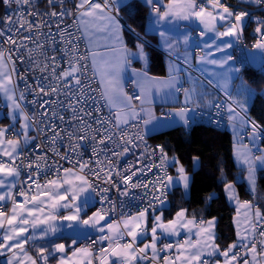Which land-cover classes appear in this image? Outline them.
Wrapping results in <instances>:
<instances>
[{
	"label": "snow or ice",
	"instance_id": "snow-or-ice-1",
	"mask_svg": "<svg viewBox=\"0 0 264 264\" xmlns=\"http://www.w3.org/2000/svg\"><path fill=\"white\" fill-rule=\"evenodd\" d=\"M145 3L152 6L156 24L169 18L181 20L195 18L207 31L215 33L213 44L221 37L232 38L225 41L223 47L217 45L216 50L220 52L234 47V44L241 40L244 26L252 18L250 10L233 11V8L227 6L222 0H205V2L170 0L163 6L164 11H161L159 0H145ZM241 3L255 5L264 10V0H241ZM0 4L5 6L6 12L0 18V24L3 25L0 27V94L7 101L6 107L9 109L4 118L12 121L8 126L0 127V241H2L0 255L5 252L11 253L7 264H14V262L15 264H38L37 258L29 255L26 249V245L30 243L35 245L38 241H46L49 245L47 248H37V257L41 264H48L50 257L57 256V264H142L144 261L160 264V253L168 252L174 247L176 254L164 255L163 264H210V260L205 259V255L208 257L219 255L223 257V264H241V261L242 264H264V213L251 201L240 202L233 184H226L225 190L229 200H235L238 205L237 217L241 215V209L244 210L245 227L242 229L241 222L237 219V240L224 250L215 243L214 218L207 221L206 227L205 222L200 221V228L195 232L196 239L191 238L192 229L189 225H195L196 221L195 218L186 220L184 209L177 212L175 219L168 221L167 224L162 222V216L154 215V223L150 229L151 240L143 243V247H139L137 242H142L149 235L148 213L149 209L154 207L151 202L136 215H128L127 218L117 222L108 223L105 219L109 211H115L114 204L110 209L102 207L87 219H81V214L91 206L93 194L100 195L101 201L108 200L106 193L109 189L102 188L98 192L97 184L84 175L86 171L94 176L96 181L115 187L123 196H127L129 190L134 188H143L144 195L147 196L151 188L153 190L151 200L160 204L164 203L167 190L174 183L182 182L185 190L189 187L190 177L182 166L177 169L178 180L165 172L164 176L157 177L156 180L148 183L133 182V177H136L138 172H150L152 167L163 170L169 163L162 146H157L160 151L159 165L136 168L135 165L129 164L125 169L120 170L112 162L113 158L118 160L137 146L133 137L129 136L122 127L128 125L129 119L137 114L131 104L133 97L124 92L120 79V72L127 62V49L122 45L120 24L113 15L114 11L119 12V7L122 5L128 7L131 14L134 6L124 5L123 0H76L75 11H71L65 8L64 0H47V4L53 10L43 14L48 17L45 20L38 11L30 10L35 7V0H0ZM13 4L16 5L15 9H12ZM25 6L28 8L26 9ZM56 7H59L60 11H56ZM235 7L238 8L239 4ZM66 15L76 17L79 24L77 31H80L87 39L86 54H80V37L68 31L70 26L63 28L60 26L63 22L62 18ZM52 18L60 19V23L55 24V32L52 31L53 24L50 23ZM218 22H224L220 25L223 31L217 29ZM256 23L257 27L254 31L259 38L253 48L264 53V18L258 17ZM45 28L48 29L47 32L44 31ZM160 35L165 34L162 32ZM200 35L204 36L206 32L202 31ZM41 37L44 39L42 40ZM187 41L188 36H185L184 42L187 43ZM165 42L169 49L174 47L173 43L167 40ZM117 44L120 45L119 48L116 47ZM4 45L10 47H4ZM101 47L104 51L98 50ZM138 48L140 56H143L142 46L138 45ZM49 51L53 55L49 56ZM57 52L60 53L59 56L55 54ZM89 58L93 75L99 74L100 77L103 89L101 98L106 101L110 109L116 110L114 116L110 114L109 117H105L100 114L101 106L95 97L90 95L95 90L91 89L90 81L84 82L88 72ZM205 59L206 57H200L201 61ZM232 60L233 56L227 55L219 60L213 59L207 62L224 67ZM185 61L187 62V57ZM17 62L21 65L27 62L28 66L24 72H18ZM174 71L178 70L170 68L167 80L150 77L147 72L137 73L140 77L137 84L141 95L135 99L145 102L143 98L149 97L153 88L157 91L162 88L180 91L181 89L176 87L179 78L172 75ZM239 71V68L228 69V73ZM225 77L232 78L227 74ZM20 82H23V89L20 88ZM241 83L242 89L238 92L252 91L243 86V82ZM192 84L191 88L183 89L186 105L192 103L194 96H198L199 101H202L205 95L197 92L196 82L193 81ZM28 94H31L33 99L27 103L36 105V110L31 113L25 110L22 103ZM225 95L232 101L227 111L234 132L237 130V119H239L240 128L250 126L251 132L247 134L252 138L255 147V142L260 139L261 132L264 130L255 122L240 116V113L232 106L238 104V101L232 100L227 91ZM51 97L55 99H50ZM207 103L211 106L212 102ZM238 106L241 111H246L244 105L238 104ZM188 111L190 109L185 107L176 112L185 125L189 123L186 115ZM63 112L70 114L67 121ZM57 120L62 124L67 123L68 128H61ZM17 122L20 124L19 130L15 129ZM150 122L151 120H145L144 124L147 125ZM30 131H34L36 135H30ZM9 132L13 134L11 138L7 135ZM65 138L68 140L67 145L63 143ZM239 139L237 136V140ZM38 140L42 142L36 143ZM135 140L143 141V135L137 134ZM89 144L92 145V159L83 160L80 149L87 151ZM58 145L67 148L63 155L59 152ZM257 150L261 152V155H253L248 145L237 144L236 147L238 160L247 165V180L253 192L257 165L264 166V149ZM25 152L28 154L25 155ZM49 152L59 157V160L73 163V167L63 168V175H60L58 161L54 160L52 164L47 163ZM70 154L81 158L72 161ZM139 162L138 158L137 163ZM175 162V160L172 161V163ZM92 164L95 167H90ZM54 169L57 171L56 178L46 180L43 184L39 183L41 175H46ZM21 176L24 177L23 180ZM121 183L124 186L122 191ZM9 203L11 208L6 211V205ZM62 208L70 209L71 214L58 217L56 213ZM61 221L68 222L67 227L70 229L74 224L90 226L98 229L100 235L98 239L92 240L85 246L75 247L71 255H68L67 246L64 243H52L54 238H60L58 234L63 227ZM101 221H105V224L101 225ZM181 228L189 233L185 241L175 245L165 243L158 247L161 239H166L167 236H178ZM125 236L131 239L123 242ZM105 241L106 245H104ZM76 244L77 240L73 239L72 245ZM97 244L101 247L96 248ZM215 264H221V261L217 259Z\"/></svg>",
	"mask_w": 264,
	"mask_h": 264
},
{
	"label": "crops",
	"instance_id": "crops-1",
	"mask_svg": "<svg viewBox=\"0 0 264 264\" xmlns=\"http://www.w3.org/2000/svg\"><path fill=\"white\" fill-rule=\"evenodd\" d=\"M131 0H123L124 5L127 4ZM145 3V0H141ZM238 4L246 9L253 10V8H256L255 5H249L246 3H241V0H237ZM170 2V0H159V6L161 7V11H164L165 5H167ZM145 5L148 7V14L149 15L146 19L145 23V32L148 33L153 37L152 43L155 47L144 41L142 38L135 35L139 38V42H137L134 46H129L126 43L125 39V31L129 30L128 27L123 25V23L116 17L120 24V37L122 40V45L124 48L127 49V62L124 64L121 72H120V79L121 83L123 85L124 92L128 95L126 88V82L129 78H132L135 84L136 89L139 92V95H141L140 87L137 84V81L140 79V77L137 76V73L140 72H147L146 66L148 63V54L147 50L144 47V43L148 44L149 46L153 47L154 49L158 50L163 54L164 62H165V74L163 75H152L148 74L150 77H155L160 80H167L170 75V68L177 69L178 71L172 72V75H175L179 78V83H177L176 87L180 88V91H174L173 89L169 88H162V90L157 91L155 88L152 89L151 95L149 97L143 98L145 102H139L134 106L133 102H131L132 107L135 109L136 116L134 118H130L129 121L139 118L142 126V130L150 137L151 135L172 128L176 126H184L187 127L193 123L194 120V114L197 107H201L204 109H209L213 104L222 100V95H224L227 99L228 96L225 95V91H227L231 97L232 100L238 101L239 105H244L246 108V111H241L238 104H233L232 106L236 108V110L240 113V116L245 117L247 120L248 110L250 108L251 102L256 94L255 88L250 85L242 76L240 71L238 73H228V69L231 68H238L234 58L232 61H229L227 65H224V67H220L218 64H210L207 61L208 60H219L222 57H225L227 55L233 56V47L232 48H226L223 52L217 51V45L223 47V43L225 41H229L232 38L229 37H221L220 39H217L215 44H213V40L215 39V33L209 32L204 28V25L201 24L198 20L195 18H192L190 20H181V19H172L169 18L164 21H160L159 24L154 23L155 20V13L152 12V6L145 3ZM123 6V5H122ZM120 6V7H122ZM119 7V8H120ZM120 14V13H119ZM114 15V14H113ZM115 16V15H114ZM125 21V20H124ZM224 22H218L217 23V29L219 31H223V27L220 25ZM246 25V24H245ZM245 27V26H244ZM131 28V27H130ZM131 31V29H130ZM202 31L206 32V35L201 36L200 33ZM132 32V31H131ZM164 33V36H161L160 33ZM83 36V35H82ZM188 36L187 43L184 42V37ZM84 43L87 47V39L85 36H83ZM171 42L174 44V47L169 49L168 44L165 41ZM138 45L142 46L143 48V56H140V50L138 48ZM206 45H211V47H206ZM117 48L120 47L119 44L116 45ZM88 49V48H87ZM99 51H104V49L101 47L98 49ZM185 57H187V62L185 61ZM200 57H206L205 60L201 61ZM248 63L253 68H258L260 71L264 72V67L261 66V63H263V53L259 50H254L253 46L250 50L247 52ZM91 61V59H90ZM136 62L137 64H135ZM92 65V64H91ZM225 74L232 77L231 79H226ZM98 83L102 89V86L100 84V77L99 74L96 75ZM196 82V90L198 93H204V98L202 101H199L198 96H194L192 103L185 104V93L183 89H189L193 86L192 82ZM243 86H246L248 89H251L252 91L244 92L239 91L242 89V83ZM103 91V89H102ZM171 93V94H170ZM150 101V102H149ZM199 101V102H198ZM208 101H211V106L207 103ZM224 103V111L226 116V124L224 129L229 134V144L227 147V154L229 155V158L231 160V164L233 167L239 169L242 174H239L234 182H229L226 184H233L235 188V192L238 196V199L240 202L243 201H251L255 207H259L262 213H264V194L257 195L258 191L262 188H264V166L257 165L256 173H255V191H252V186L249 184L247 180L248 172H247V165L242 164L236 154V147L237 144L241 145H248L249 148L252 149V154L255 156L261 155V152L257 149H264V145L262 144V134L260 136V139L255 142V147L253 146L252 138L247 134L251 132L250 126H245L243 128L239 127V119H237V130L234 132L232 123L229 122L228 116L229 113L227 111L228 105L232 103V101L225 100ZM7 101L3 97L2 94H0V127H6L12 123L10 119L4 118L6 114L8 113L9 109L6 107ZM187 107L190 109V111L187 112V118L189 120V123L185 125L181 118L176 115L177 110L181 108ZM115 112L116 110L113 109ZM127 111V109H125ZM163 112V113H162ZM152 117H155L156 119H151ZM145 120H151V122L147 125L144 124ZM20 124L19 122L16 123L15 129L19 130ZM8 137H12V135L7 134ZM30 135H32V131H30ZM237 136H239V140H237ZM198 165L197 160L194 161V166L196 167ZM179 167H176V170ZM174 170V169H173ZM191 180V175L187 172H185ZM60 175H63V171L60 173ZM170 176L178 180L179 173L174 172L170 173ZM189 180V183H190ZM225 184V185H226ZM225 185L223 187V194L228 202V204L233 208V227L235 232V239L233 242L237 240V227H236V221L237 219L241 222V228L243 229L245 227V224L243 222V213L244 210L241 209V215L237 217V203L235 200H229L228 193L225 190ZM174 187H180L183 191L184 195L188 194V189L185 190L183 187L182 182L180 183H174L173 186H171L168 190H171ZM241 190H247L251 193H256L255 200H247L243 199L241 197ZM69 199V203H70ZM168 206V201H164L163 204H160L159 208L153 212L148 213V222L147 227L149 230V235L147 238L143 239V241H138L137 245L139 247H143V243H148L151 240L150 235V229L153 226L154 223V215H160L162 216V222L167 224L168 221L175 219L176 213L181 211V209H178L175 211L171 216L165 217L164 212L165 209ZM11 206L9 207V209ZM185 210V209H184ZM94 208V201L92 200L91 206L86 210V212L81 214V219H87L88 216H91L93 212H95ZM71 214L70 209H60L56 215L58 217L65 216ZM137 213L133 214L136 215ZM127 218V216L122 217L120 220ZM194 217L189 216L187 213H185V219L186 220H192ZM108 223L117 222L120 220H112L110 218H105ZM213 220V218L209 219H197L195 218L196 224L195 225H189V228L192 229L191 238L193 240L196 239L195 232L199 230L200 228V221H204V226H207V221ZM66 221H61V224L63 225L61 229V233L58 234L60 238H54L52 240V243H64L67 248L66 251L68 255H71L72 251L75 247H82V241L83 239L90 233L93 234L94 239H98L100 233L98 229H93L90 226H86L83 224H74L73 228L67 227ZM101 225L105 224V221L100 222ZM216 225V220H215ZM215 225H214V233H215ZM106 234V233H105ZM160 231H158V235H160ZM189 236V233L186 229L181 228L180 234L178 236H167L166 239H161L158 242V247L162 246L164 243L170 241L172 244L176 243H182L185 241ZM130 238V237H129ZM183 238V240H180ZM216 238V233H215ZM77 240L76 245H72V240ZM131 239V238H130ZM2 242V241H0ZM233 242L229 243L232 244ZM215 243L217 244V241L215 239ZM228 244V245H229ZM218 245V244H217ZM228 245L224 248H220L221 250H224L228 247ZM38 247H49L48 243L46 241H38L35 245L28 244L26 245V249L28 251V254L31 255L34 258H37L38 264H41L39 261V258L37 257V248ZM96 248L100 247V244H97L95 246ZM171 255L176 254L175 247L171 250H168ZM11 253L5 252L3 255H0V264H7L8 256H10ZM149 255H151L149 253ZM160 264H163V252L160 253ZM205 258L210 260V264H215V261L218 259L221 261V264H223V257H220L219 255L215 257H208L205 255ZM58 256L55 258L50 257L48 264H57ZM15 264V262H14ZM142 264H150L149 261H144ZM242 264V261H241Z\"/></svg>",
	"mask_w": 264,
	"mask_h": 264
},
{
	"label": "trees",
	"instance_id": "trees-1",
	"mask_svg": "<svg viewBox=\"0 0 264 264\" xmlns=\"http://www.w3.org/2000/svg\"><path fill=\"white\" fill-rule=\"evenodd\" d=\"M128 4L134 6L131 14L128 7L122 6L119 8L120 15L134 31L152 42L153 37L145 32L148 7L141 0H131L125 5ZM250 11L264 14V10L258 7ZM252 25L253 20L246 23L243 31L245 37H248ZM125 39L129 46L139 42V38L130 30L125 31ZM144 47L148 54L146 71L152 75L165 74L163 54L146 43ZM240 73L256 90L248 116L264 130V72L247 66L243 67ZM262 137L264 145V135ZM149 138L159 143L168 157L174 156L185 172L191 175L187 195L183 194L180 187L168 190L165 217L171 216L182 208L189 216L197 219L214 218L216 241L219 247L222 249L233 242L235 239L233 208L223 194V187L226 183L234 182L242 172L232 166L227 154L228 132L224 128L192 123L187 127L176 126L157 132ZM195 160L198 162L196 167ZM171 172H174L172 166H170ZM262 194H264V188L260 189L257 195ZM257 195L241 190L243 199L255 200Z\"/></svg>",
	"mask_w": 264,
	"mask_h": 264
},
{
	"label": "built area",
	"instance_id": "built-area-1",
	"mask_svg": "<svg viewBox=\"0 0 264 264\" xmlns=\"http://www.w3.org/2000/svg\"><path fill=\"white\" fill-rule=\"evenodd\" d=\"M76 0H64V6L68 10L75 11L74 9V3ZM200 2H205V0H200ZM223 3H225L227 6L232 7L233 11H248L247 9L241 7H235L238 5L237 0H222ZM16 5H12V9H15ZM27 9L28 6H25ZM31 11H38L41 14V17L45 20L48 19V17L43 16L45 12L52 11L53 9L47 4V0H35V7L30 9ZM56 11H60L59 7L55 8ZM6 14L5 12V6L0 4V18H2ZM9 14H11V10H9ZM113 14L125 25L126 27H129L128 24L124 21L122 16L119 14V12H113ZM149 15H147L148 17ZM264 18V14H257L252 12V18L253 20V25L252 28L250 29V32L248 34V37H245L244 35L242 36L241 40L236 42L233 47V58L240 69L242 70L243 67L250 66L248 63V59H245L247 57V52L248 50L251 49V47L255 44L256 40L259 38L257 34L255 33V28L257 27L256 19L257 18ZM63 22L61 23V27L65 26H70L68 28V31L72 32L74 35L79 36V51L80 54H86L88 49L84 43L83 36L80 31H77L79 24L76 20L75 16H64L62 18ZM50 23L53 24L52 31L55 32V24L60 23L59 18H52ZM0 27H3L2 24H0ZM45 32L48 31L47 28L44 29ZM43 40L44 37H41ZM58 39V37H57ZM146 42H150L148 39L143 38ZM4 47H10L8 45H4ZM57 56L60 55V53H55ZM48 55L51 56L53 53L51 51L48 52ZM43 59V58H41ZM263 59H264V53H263ZM241 61H244V63H241ZM88 63V72L86 77L84 78V82L88 83L90 81V87L91 89H94L95 91L91 92L90 95L95 97L96 101L98 104L101 106V115L105 117H109L110 114L112 116L115 115V111L113 109H110L106 101L101 98V92L102 89L98 83L96 75H93V68L91 65L90 58L87 61ZM28 66L27 62L25 64L21 65L19 62H17V68L18 72H24V69ZM65 67L67 66L66 64L64 65ZM20 88L23 89V82H20ZM126 88L127 92L131 97H133V104L134 106L139 102L138 99H135V97L140 96L138 90L135 87L134 81L132 78H129L126 82ZM223 101L228 100L224 95H222ZM33 99V96L31 94L26 95V100L22 102L24 104L25 110L28 111L29 113L33 112L36 110V105H32L27 103L28 101H31ZM50 99H55V97H51ZM63 99V97H61ZM91 103V102H90ZM216 105H219V107H216ZM163 113V112H162ZM65 116V120L67 121L69 118V113L63 112L62 113ZM247 118L249 121L254 122L248 115ZM57 124L61 128H68L67 123H61L60 121H56ZM91 123V121H89ZM193 123L195 124H202L206 126H215L218 128H224L226 124V116H225V111H224V106L222 102H216L213 104L209 109H204L201 107H197L195 110L194 114V120ZM123 130L126 131L129 136L133 137L135 144L137 145L135 148L132 149L131 152L126 154L123 157L118 158H113L112 162L113 164H116L117 167L120 170L125 169L129 164L135 165L136 168H141L145 166H150V165H159L160 164V151L157 146H161L159 143L153 142L147 135L142 130L141 122L139 118H135L131 121H129L128 125H123ZM74 130V129H70ZM9 135H13L12 132L8 133ZM88 134V133H85ZM137 134L143 135V141L140 140H135V136ZM262 134V133H261ZM32 135L35 136L36 133L32 131ZM264 135V134H262ZM42 141L38 140L36 143H41ZM64 145L68 144V140L65 138L64 140ZM91 144H89L88 150L85 151L83 148L80 149V152L82 153V159L83 160H89L92 159L91 157ZM131 147V145H129ZM58 150L63 155L65 151H67V148L64 146L58 145ZM164 152L167 154V152L164 150ZM28 153L25 152V155ZM143 154V155H141ZM110 155V153H109ZM81 157L75 154H70V160L76 161L80 159ZM140 160L139 163H137V160ZM168 158V155H167ZM101 159H103V155H101ZM58 161L60 165L59 169V174L63 171V168H72L73 163H69L68 161L65 160H59V157L53 156L51 152L48 153V164H52L53 161ZM78 168V165L76 166ZM90 167H95L94 164L90 165ZM167 173L168 176H170V165L169 163L165 165L164 169L161 170L159 167H152V170L150 172H144V173H137L136 177H133V182H144L148 183L150 181H154L157 179V177H162L164 176V173ZM90 181H93L97 184V191L99 192L100 189L102 188H108V192L106 193L108 200L107 201H101V196L93 194V201H94V208L97 211V209L104 208V209H110L113 204L115 205V211H109L108 215L106 216L107 218H110L112 220H120L124 216L128 215H133L135 213H138L145 207L149 206V203L151 202L154 207L149 209V212H153L157 210L160 206V203L156 201L151 200V192L153 191L151 188L149 189V194L146 196L144 195L145 190L143 188H134L129 190V194L127 196L120 195V192L117 191V189L111 185H106L101 183L100 181H96L94 176H91L87 171L84 173ZM57 176V171L54 169L53 171L47 173L46 175H41L39 177V183L43 184L46 180L49 179H54ZM21 179L23 180L24 177L21 176ZM119 180V178H117ZM121 191L123 190V184L121 183L120 185ZM168 193V190H167ZM167 193H166V199L164 197H161V199H164V201L167 200ZM157 194H159L157 192ZM17 199H22L20 197H17ZM112 202V203H109ZM11 204H7L5 210L7 211ZM259 239V237H257ZM92 240L94 239V236L92 233L88 234L82 241V245H87L89 244ZM130 238L125 236L123 242L129 241ZM180 240H183L181 238ZM166 243H172L170 241ZM107 242H104V245H106ZM165 244V243H164ZM101 247V245H100ZM239 249H237L238 251ZM166 254H171L169 251L168 252H163V256ZM207 259V258H205Z\"/></svg>",
	"mask_w": 264,
	"mask_h": 264
},
{
	"label": "rangeland",
	"instance_id": "rangeland-1",
	"mask_svg": "<svg viewBox=\"0 0 264 264\" xmlns=\"http://www.w3.org/2000/svg\"><path fill=\"white\" fill-rule=\"evenodd\" d=\"M129 26V25H128ZM129 28V27H128ZM130 30V29H129ZM254 50H257V49H254ZM261 66L264 67V60H263V63H261ZM223 100V98H222ZM222 102L223 106H224V103L223 101H220ZM249 120V119H248ZM252 122V121H251ZM262 129V128H261ZM263 130V129H262ZM262 134H264V131L261 132ZM167 160L169 161V165L173 167V169L175 170V173H178V171L176 170V167H181V165L179 164V162L177 161V159L174 157V156H170L167 158ZM175 160L176 162L175 163H172V161Z\"/></svg>",
	"mask_w": 264,
	"mask_h": 264
},
{
	"label": "water",
	"instance_id": "water-1",
	"mask_svg": "<svg viewBox=\"0 0 264 264\" xmlns=\"http://www.w3.org/2000/svg\"><path fill=\"white\" fill-rule=\"evenodd\" d=\"M130 29H131V31H132L133 33H135V34H136L137 36H139L140 38H142V39L144 38V37L141 36L139 33H137L136 31H134L132 28H130ZM143 40H144V39H143ZM144 41H145V40H144ZM147 43H148V42H147ZM149 44L152 45L153 47H155L154 44H153L151 41L149 42Z\"/></svg>",
	"mask_w": 264,
	"mask_h": 264
}]
</instances>
